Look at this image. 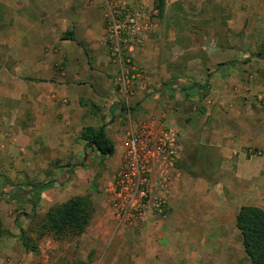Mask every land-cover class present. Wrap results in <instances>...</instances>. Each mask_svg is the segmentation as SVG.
<instances>
[{
  "label": "rangeland",
  "instance_id": "obj_1",
  "mask_svg": "<svg viewBox=\"0 0 264 264\" xmlns=\"http://www.w3.org/2000/svg\"><path fill=\"white\" fill-rule=\"evenodd\" d=\"M6 1L9 0H0L1 41L9 34L6 31L15 36L19 26L7 16ZM14 1L25 10L23 3L29 0ZM163 1L161 14L156 8L158 0L126 3L127 15L135 19V30L128 31L126 27L117 36L107 30V16L111 12L115 18L112 12L122 4L117 2L118 7L113 4L109 8L105 0L86 3L91 6L92 28L97 34L101 30L113 65V92L104 108L108 110L109 106L117 112L103 124L107 137L114 122L118 129L125 127L124 139L141 125H150L157 132L171 130L178 138L176 155L168 156L166 164L173 168L172 180L186 182L177 193L184 192L188 205L173 213L167 230L171 239L148 230L149 235L138 237L141 222L118 224L113 216L101 228L102 240L91 241L94 234L90 230L79 237L61 239L43 233L41 219L45 213L70 197L86 196L91 206L96 201L93 195L108 201L110 179H100L106 157L91 159L89 151L75 163V167L84 166L88 171L81 177L83 181H77L73 168L67 169L71 165L51 161L45 168L34 154L31 160L23 156L25 145L35 147L31 144L36 141V130L25 128L27 114L21 110L34 103L29 96L20 99L23 89L13 82L9 94L0 98V229L13 234L0 237V264H178V255L185 252L181 264H251L243 252L234 215L242 205L264 209V0ZM81 18V24L76 26L81 30L80 37L85 27ZM27 21L31 25L24 26L34 28L21 36L24 41L31 36L38 38L36 28L46 34L51 30L50 18L40 24L31 18ZM48 36L40 41L45 48L51 45ZM230 61L234 63L223 64ZM55 68L60 75L65 74L61 66ZM23 71L24 75H38L35 70ZM29 78H22L21 85ZM206 79L207 93L199 97ZM35 87L42 89L43 85L32 84L31 88ZM140 92L146 98L152 94L156 103L166 98L169 104L176 98L179 112L160 104L148 118L135 119L133 97ZM168 94L172 95L170 100ZM86 105L98 108L89 102ZM168 116L173 126L163 123ZM165 172L170 182V173ZM45 183L33 209L26 190ZM156 198L152 195V200ZM149 213L150 221L171 215L165 208L161 212L151 209ZM17 214H21L22 230L38 246L37 253L21 245L19 229L14 224Z\"/></svg>",
  "mask_w": 264,
  "mask_h": 264
},
{
  "label": "crops",
  "instance_id": "obj_2",
  "mask_svg": "<svg viewBox=\"0 0 264 264\" xmlns=\"http://www.w3.org/2000/svg\"><path fill=\"white\" fill-rule=\"evenodd\" d=\"M24 1L27 2V0ZM86 2L87 0H29L26 5L23 3L27 8L22 10L14 0L6 1L7 16L19 26L17 27L18 30L15 29V36H10L11 31H6L9 34L2 41L0 36V49H2L0 56V98H4L9 94L13 82H17L20 90L23 89V92L19 94L20 99L29 96L34 103L33 106L27 107V105L24 107L21 113L27 114V126L25 128L36 130V141L31 144L35 147L31 146L29 148L28 145H25L21 153L25 157L30 156L29 160L35 156L36 161L45 163V168H47V163L51 161H59L62 165H71L67 169L71 170L73 168L77 181H83L81 177L86 176L88 171L87 167L84 166L75 167V163L88 156L89 151H91V159H99L100 157L97 150L85 147V143L79 137L81 129L85 126L98 127L103 124L106 125L110 120L108 116L115 115L117 112L109 106L108 110L104 108L105 101L110 98L113 92L110 77L113 65L109 62L107 45L103 41L101 30L100 34H97L96 28H92L91 6ZM80 17H82L85 26L82 28V37L79 35L81 30L76 27L81 24V20L78 21ZM30 18L37 24L43 22V19L48 20L50 18L51 30L48 32L49 36L41 28H36L38 30L37 39L31 36L28 40H22V37H25V34L28 33V29L34 28L33 25V27L27 26L31 25L27 21ZM24 24L27 25L24 26ZM61 32H65L64 34L71 32L73 39H64ZM46 36L51 38L49 48H45L40 44V41ZM14 38H17V40H12ZM55 65L61 66L65 70L63 76L57 72ZM26 69L31 72L32 70L38 71V75H33V77L31 74L24 75L23 70L27 73ZM217 69L218 66L216 65L215 70ZM25 77L30 78L21 85L20 80ZM37 83H41L43 88H31L32 84ZM143 94L144 92H140L133 97L135 99L133 109L135 119L148 118L156 113V109L160 104L170 106L179 112L180 103H177L176 98L172 99L173 101L169 104L165 100L166 98L162 100V103H156L154 101L156 99L151 97L152 94L149 98L148 96L146 98V94ZM171 97L172 95L168 94L167 98ZM65 99L68 101L67 103ZM86 101L91 105H97L98 108L92 109L91 106L86 105L88 103ZM33 121L35 122L34 127H32ZM163 123L169 126L174 125L170 116ZM117 129L118 127L114 122L110 124L108 138L113 145V153L105 158L106 168L102 170L100 177L101 180L110 179L108 186L112 183L124 150L125 127L121 126L118 131ZM250 131L249 133H251ZM247 140L249 139L247 138ZM32 154L34 155L31 156ZM50 169L55 171L52 166ZM58 169L60 171L61 167ZM166 170L170 173V182L166 190H162L156 184L159 170L157 164L154 165L150 192L151 195L163 199L165 209L170 210L171 215H167L164 219L156 217L150 221L152 214L149 213V210L141 222L142 227L138 237L149 235L145 231L148 230L149 233H155L158 237H165V240L171 239L172 234L167 230L168 224L173 222V213L177 208H187L188 203L184 192L177 193L179 189L181 191L182 184L186 186V182L180 183L172 180L173 168H170L167 164L162 167V171L165 172ZM156 172L158 173L156 174ZM93 173L92 171L90 175H93ZM106 193L108 200L106 202L103 197L97 198L92 194L93 199L96 198V201L93 202L92 217L86 229V231L90 230L94 234L91 241L102 240L103 229L101 228L107 225L112 216L109 205L110 194L107 191ZM177 196L180 197L178 203ZM179 224H181L180 221ZM164 225L166 228H164ZM151 227H154L152 232ZM163 228L164 231H162ZM192 239L196 240L195 237ZM185 255H178L180 261L178 264H181V260Z\"/></svg>",
  "mask_w": 264,
  "mask_h": 264
},
{
  "label": "built area",
  "instance_id": "obj_3",
  "mask_svg": "<svg viewBox=\"0 0 264 264\" xmlns=\"http://www.w3.org/2000/svg\"><path fill=\"white\" fill-rule=\"evenodd\" d=\"M134 1V0H132ZM114 10L115 18L108 14L107 30L113 36L126 29L135 30V19L127 15L124 8L130 0H105V6ZM125 17L120 23L118 19ZM127 25V26H126ZM178 138L171 130L157 132L150 125H141L139 129L128 132L124 139V150L118 169L108 186L109 205L112 216L118 224H137L144 220L147 210L161 212L164 208L162 198L152 200L150 192L153 167L157 164L159 175L156 179L158 188L166 190L169 182L167 173L162 167L167 157L176 155Z\"/></svg>",
  "mask_w": 264,
  "mask_h": 264
},
{
  "label": "trees",
  "instance_id": "obj_4",
  "mask_svg": "<svg viewBox=\"0 0 264 264\" xmlns=\"http://www.w3.org/2000/svg\"><path fill=\"white\" fill-rule=\"evenodd\" d=\"M163 7L164 1L158 0L156 8L160 14ZM63 38L73 39L72 33L64 34ZM232 63L234 62L230 61L223 64ZM209 76L210 74L207 77ZM207 83L208 79H206L205 84L200 86L204 89L199 97L206 95L205 86H207ZM79 137L85 143V147L94 148L103 158L113 153V145L105 133L104 125L98 127L85 126L81 129ZM46 186V183L31 185L26 190L33 209L39 203L41 193ZM92 213L93 208L88 197L80 195L70 197L45 213L41 219L43 233H49L57 239L67 236L79 237L86 232ZM20 216L21 214H17L14 219V224L19 229L18 238L20 243L26 251L37 253L38 246L20 226ZM234 225L240 233L242 249L249 262L251 264H264V209L256 205L240 206L234 217ZM12 235L8 230L0 229V237H12Z\"/></svg>",
  "mask_w": 264,
  "mask_h": 264
}]
</instances>
